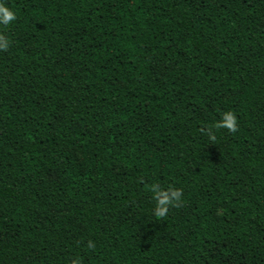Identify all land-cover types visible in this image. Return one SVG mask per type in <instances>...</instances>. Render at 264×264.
I'll return each instance as SVG.
<instances>
[{
    "label": "trees",
    "instance_id": "obj_1",
    "mask_svg": "<svg viewBox=\"0 0 264 264\" xmlns=\"http://www.w3.org/2000/svg\"><path fill=\"white\" fill-rule=\"evenodd\" d=\"M0 5V264H264V0Z\"/></svg>",
    "mask_w": 264,
    "mask_h": 264
},
{
    "label": "clouds",
    "instance_id": "obj_2",
    "mask_svg": "<svg viewBox=\"0 0 264 264\" xmlns=\"http://www.w3.org/2000/svg\"><path fill=\"white\" fill-rule=\"evenodd\" d=\"M14 19H15L14 13H12L8 9L0 5V23L7 25L10 22H12ZM0 47H6V43L0 44ZM235 124H236L235 117L231 113H227L224 116V121L222 126L228 128L231 131H236Z\"/></svg>",
    "mask_w": 264,
    "mask_h": 264
}]
</instances>
